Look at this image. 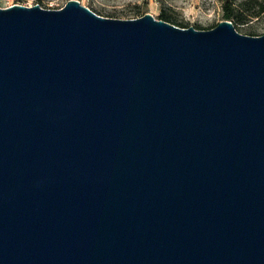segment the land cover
<instances>
[{
	"label": "water",
	"instance_id": "water-1",
	"mask_svg": "<svg viewBox=\"0 0 264 264\" xmlns=\"http://www.w3.org/2000/svg\"><path fill=\"white\" fill-rule=\"evenodd\" d=\"M0 264H264V34L0 8Z\"/></svg>",
	"mask_w": 264,
	"mask_h": 264
},
{
	"label": "rangeland",
	"instance_id": "rangeland-1",
	"mask_svg": "<svg viewBox=\"0 0 264 264\" xmlns=\"http://www.w3.org/2000/svg\"><path fill=\"white\" fill-rule=\"evenodd\" d=\"M68 0H0V8L14 4L57 10ZM101 17L112 19H136L151 14L169 17L180 28L194 27L208 30L224 19V6L234 8L241 20H229L240 34L261 36L264 34V0H77ZM260 11L257 13V11ZM174 25V24H173ZM176 26V25H175Z\"/></svg>",
	"mask_w": 264,
	"mask_h": 264
},
{
	"label": "trees",
	"instance_id": "trees-1",
	"mask_svg": "<svg viewBox=\"0 0 264 264\" xmlns=\"http://www.w3.org/2000/svg\"><path fill=\"white\" fill-rule=\"evenodd\" d=\"M224 8H225L224 9V19L225 20H231L232 18H236V20H238V21L241 20V18H240L241 14L239 12L238 13H234V8H231V6L229 7V9H227L226 6H224ZM259 12L260 11L258 10L257 13H259ZM158 19L163 20L165 22H168L170 24H174L176 26H180V25L175 24L174 22H172V20L169 17L165 16V15H160ZM180 27H182V26H180Z\"/></svg>",
	"mask_w": 264,
	"mask_h": 264
}]
</instances>
